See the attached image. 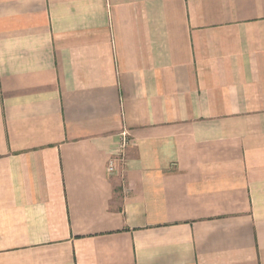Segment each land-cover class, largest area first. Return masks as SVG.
Masks as SVG:
<instances>
[{
	"label": "crops",
	"instance_id": "obj_1",
	"mask_svg": "<svg viewBox=\"0 0 264 264\" xmlns=\"http://www.w3.org/2000/svg\"><path fill=\"white\" fill-rule=\"evenodd\" d=\"M0 264H264V0H0Z\"/></svg>",
	"mask_w": 264,
	"mask_h": 264
},
{
	"label": "built area",
	"instance_id": "obj_2",
	"mask_svg": "<svg viewBox=\"0 0 264 264\" xmlns=\"http://www.w3.org/2000/svg\"><path fill=\"white\" fill-rule=\"evenodd\" d=\"M133 144L132 138L126 130L117 135L116 143L114 144V153L109 157L106 164V173L108 176L117 175L125 160L126 150Z\"/></svg>",
	"mask_w": 264,
	"mask_h": 264
}]
</instances>
